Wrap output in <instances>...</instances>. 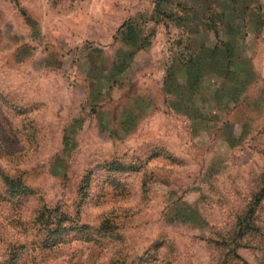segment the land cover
Instances as JSON below:
<instances>
[{
	"label": "rangeland",
	"instance_id": "obj_1",
	"mask_svg": "<svg viewBox=\"0 0 264 264\" xmlns=\"http://www.w3.org/2000/svg\"><path fill=\"white\" fill-rule=\"evenodd\" d=\"M176 1L0 0V264H264V0Z\"/></svg>",
	"mask_w": 264,
	"mask_h": 264
},
{
	"label": "crops",
	"instance_id": "obj_2",
	"mask_svg": "<svg viewBox=\"0 0 264 264\" xmlns=\"http://www.w3.org/2000/svg\"><path fill=\"white\" fill-rule=\"evenodd\" d=\"M199 2L198 5H203L205 10H210L215 16L218 17V22L223 25V27L229 24L230 20H240L242 21V13L240 7L246 3V0H196L195 2ZM182 0H177L175 6L178 4H182ZM185 2V1H184ZM251 5L255 3V1H249ZM170 3V2H168ZM171 4V3H170ZM187 4V3H186ZM193 9V8H192ZM196 10V8L194 9ZM196 12V11H195ZM232 14L233 19L231 15ZM241 13V14H240ZM177 14V13H176ZM241 16L242 19H239Z\"/></svg>",
	"mask_w": 264,
	"mask_h": 264
},
{
	"label": "trees",
	"instance_id": "obj_3",
	"mask_svg": "<svg viewBox=\"0 0 264 264\" xmlns=\"http://www.w3.org/2000/svg\"><path fill=\"white\" fill-rule=\"evenodd\" d=\"M185 64H183L184 66L183 67H185V68H187V69H189L190 68V66H191V64H192V62L190 61V60H188V61H186V62H184ZM7 182H8V180H6ZM9 187H11L12 188V182L10 183V184H7ZM261 199V197L260 196H257V198L255 199V201H259ZM44 212H41V217L42 216H44V214H43ZM59 221L61 222V218H59ZM57 230V229H56Z\"/></svg>",
	"mask_w": 264,
	"mask_h": 264
}]
</instances>
